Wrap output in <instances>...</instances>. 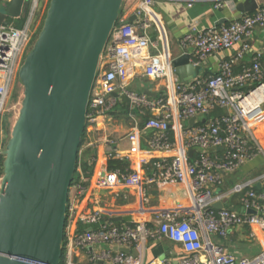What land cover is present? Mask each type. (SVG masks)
I'll return each instance as SVG.
<instances>
[{
	"label": "built area",
	"instance_id": "2783aa9c",
	"mask_svg": "<svg viewBox=\"0 0 264 264\" xmlns=\"http://www.w3.org/2000/svg\"><path fill=\"white\" fill-rule=\"evenodd\" d=\"M129 1L136 5L137 19L133 23L120 19L112 32L90 96L86 127L90 134H99L98 124L113 116L119 105L128 104L127 115L132 122L126 135L129 153L114 157L128 162L130 167L126 171L100 169L96 188L137 190L143 205L147 202L146 188L182 185L186 199L173 208L155 212L157 227H149L144 221L120 223L105 217L132 216L136 211L117 212L99 206L91 211L81 208L91 184L90 178L81 176L69 192L63 264H82L75 260L76 254L99 244L111 248L101 254L91 252V264H264V250L247 258L229 252L219 242L226 241L237 228H258L264 232V174L223 190L226 175L259 154L264 156V50H253L251 44L254 31L264 28V6L217 28L187 34L182 44L193 46L195 66L215 53L238 45L241 49L235 57L221 63L217 74L182 82L174 71V57L164 43L161 22L153 6L159 2H188L193 6L198 0ZM235 1L213 0L216 9L234 6ZM39 3L40 0H28L21 27L13 23L0 26V158L4 157L7 145L3 120L7 101L36 32ZM153 26L158 31L157 43L151 35ZM151 47L156 51L154 54ZM248 54L252 55L250 63L237 73L236 67ZM138 60L144 63V76L165 81L155 97L129 91L133 64ZM192 118L194 125L190 124ZM102 143L107 148L117 144L107 136ZM96 146L97 142L86 141L79 151L80 161L83 150ZM146 153H157L159 157L150 160L144 156ZM95 161L92 158L91 163ZM258 185L260 192L254 189ZM116 194V199L128 197L123 191ZM217 203H223L221 210L213 207ZM249 210L255 213H248ZM82 225L89 228L81 230ZM164 238L178 245L183 254L146 263L142 257L146 244Z\"/></svg>",
	"mask_w": 264,
	"mask_h": 264
},
{
	"label": "water",
	"instance_id": "95a60500",
	"mask_svg": "<svg viewBox=\"0 0 264 264\" xmlns=\"http://www.w3.org/2000/svg\"><path fill=\"white\" fill-rule=\"evenodd\" d=\"M1 1L0 26L18 20L28 3ZM123 1L50 0L42 30L18 73L24 98L3 152L0 264H61L67 202L89 100ZM263 6L257 0H243L236 9L246 15ZM136 19L133 15L129 22ZM172 63L183 82L192 81L202 69L190 54L175 57ZM112 219L133 221V217Z\"/></svg>",
	"mask_w": 264,
	"mask_h": 264
},
{
	"label": "crops",
	"instance_id": "0c3cea01",
	"mask_svg": "<svg viewBox=\"0 0 264 264\" xmlns=\"http://www.w3.org/2000/svg\"><path fill=\"white\" fill-rule=\"evenodd\" d=\"M241 1L243 0H237L235 1L234 6L230 5L219 9L215 8L213 0H198V2L193 4V6H189L188 2H159L153 6V11L158 15L160 19L161 32L163 33L164 43L169 48L173 57L175 58L183 54H190L192 55L193 60L194 48L193 46H183L182 40L184 39V37L195 30L200 32L210 28H217L221 25L227 24L229 21L235 18H240L242 15L237 12L236 6ZM257 1L259 4L264 5V0ZM135 8V4L131 3L129 0H124L122 4L123 16H121L120 19L122 21H129V18L134 15ZM13 24L15 25V23ZM151 35L154 43H157L158 31L155 26H153L151 29ZM251 44L253 50H264V28H257L254 31L253 37L251 39ZM240 49L241 45H238L232 50L213 54L207 60L201 63L200 66L202 69L196 78L206 79L217 74L219 72L221 63L228 58L235 57ZM150 52L154 54L156 51L151 47ZM251 58L252 55H246L238 65L240 69L236 70V72L238 73L243 65L250 63ZM105 64L106 63L104 62L103 67H105ZM133 69L134 71H132L131 78H129L128 88L131 90V87L139 85L140 91H131L143 93L148 92V95H150L151 97H155L156 93H158L164 87L165 81H154L144 76L143 61H135V63L133 64ZM125 107V104L119 105L116 111L113 113V116H111L107 120H102L98 124L100 131L99 134L89 133V135L87 136L86 141L88 143L90 141L97 142V146L91 148L96 150V154L94 156L96 161L93 164L94 166L91 177L87 176L83 170L82 164L87 158L86 155L88 151L91 149L88 148L86 150H83V152L85 153L82 156L76 180H79L81 176H84L91 179V184L88 196L82 202L81 208L84 209V211H91L99 206L109 207L117 212H121L124 209L131 210L132 212L136 211V213L132 216H126L133 217V221L129 223L133 224L136 222L144 221L149 227L154 228L158 226L153 216L155 212L173 208L177 202L181 200L184 201L186 199L185 189L182 185H169L164 188H146V190L144 191V195L147 198V202L143 205H141L139 201L140 192L137 190L117 189L113 191H100L96 188L95 182L97 179V172L100 169L107 167L108 159L110 158V156L112 154L124 156L129 153V145L126 140V135L130 130L132 122L126 114V110L124 109ZM104 136L115 139L117 144L113 148L105 147L102 143V138ZM145 138H147V135L145 136ZM83 148L84 145L82 149ZM109 149H112V151H110ZM143 149L144 151L147 150L146 142L143 143ZM144 156H149L150 160H155L159 157L157 153H146ZM136 161L137 158L135 159V162ZM261 165V160L255 157L240 169H238L236 172L226 175L223 190L232 189L238 183L247 182L255 177L264 174V171L260 172ZM146 170L148 172L149 166H146ZM116 191H123V195H128L127 199H116ZM125 201H127V203H123ZM105 219L110 220L112 218H109V216H107L105 217ZM88 228L89 227L84 225L81 226V230ZM259 235L264 239V232L258 228H237L232 233H230L226 241L219 242L221 244H225L229 252L249 258L259 254L264 250V247L260 248V244L255 243L259 241L260 243H262V245H264V240H262ZM250 243L258 245L260 249L258 253L252 251V248L251 250H247ZM110 248L111 247L108 244L96 245L91 250L87 249L83 250L80 253H77L75 256V260L82 264H91V252L101 254L102 252L110 250ZM182 254L183 253L178 245L164 238L161 241H149L145 246L144 254H142V257L146 263H149L156 258L160 260H169L178 258Z\"/></svg>",
	"mask_w": 264,
	"mask_h": 264
},
{
	"label": "rangeland",
	"instance_id": "374dc122",
	"mask_svg": "<svg viewBox=\"0 0 264 264\" xmlns=\"http://www.w3.org/2000/svg\"><path fill=\"white\" fill-rule=\"evenodd\" d=\"M49 4H50V0H40L39 10L37 12V16L35 19L36 32H35V35L33 37V41H32L31 45L29 46V48L25 54V59L28 56V54L30 53L32 47L34 46V43L38 37V34L42 30L44 20H45V16L47 13V9L49 8ZM20 18H23V14L20 16ZM11 24H12V22H11ZM25 59H24V61H25ZM131 90L140 91L139 85L131 87ZM131 90L129 89V91H131ZM23 98H24V87L21 84L19 78L17 77L15 84H14V87H13L11 94L9 96V99L7 101V109L8 110L5 113L4 118H3L5 126H6V124L8 125V129H6V131H5L6 135H7L6 143H8V141L11 137L13 127L17 121V118L19 117L20 110L22 107ZM257 159L261 160V162H262V165L260 167V172H262V171H264V156H263V154H259L257 156ZM233 201H236V198L233 199ZM123 203H127V201H125ZM260 238L262 240H264L263 237L260 236ZM255 243L260 244V246H261L260 248L264 247V245H262V243H260L259 241L255 242ZM251 245H253V246H251ZM254 245L255 244L250 243L247 250H251V248H252V251H254L255 253H258L260 249H259L258 245H255V246Z\"/></svg>",
	"mask_w": 264,
	"mask_h": 264
},
{
	"label": "trees",
	"instance_id": "16d2710c",
	"mask_svg": "<svg viewBox=\"0 0 264 264\" xmlns=\"http://www.w3.org/2000/svg\"><path fill=\"white\" fill-rule=\"evenodd\" d=\"M121 16H123L122 7H121V11H120V17H119V20H118V22H117L116 25L119 24ZM45 17H46V16H45ZM23 22H24V19H23V18H20V19L14 21V22H12V23H15V25H16L17 27H21V26L23 25ZM263 60H264V59H263ZM238 69H240V67H236V70H238ZM125 105H126V107H125L124 109L126 110V114H128V108H129V107H128V104H125ZM126 114H124V115H126ZM5 129H8V125H7V124H6V126H5ZM7 131H8V130H7ZM88 135H89V132H88L87 127L85 126V131H84V134H83V137H82V141H81L80 149L83 147V145H84V143H85V141H86ZM95 154H96V150H94V149L89 150L88 153H87V155H86L87 158L85 159L84 163L82 164V166H83V170H84L85 174H86L87 176H89V177H91V175H92V171H93V166H94V165L91 163V161H92V158H94ZM114 155H115V154H112V155L110 156V158L108 159V165H107L108 169H110V170H114V171H115V170L126 171L127 169H129L130 164H129L128 162H126V161H124V160L116 159V158L114 157ZM2 158H3V159H2ZM3 161H4V157H1V158H0V177H3V175H4ZM80 164H81V161H80V159H79V157H78V163H77V166H76V172H75V175H74V179H73L72 185L74 184V182H75L76 179H77V174H78V169H79V167H80ZM255 188H256V189H255ZM254 189H255V191H257V192H260V191H261V190H260L258 187H256V186L254 187ZM235 206H236V205H235ZM61 264H63V258H62V260H61Z\"/></svg>",
	"mask_w": 264,
	"mask_h": 264
},
{
	"label": "flooded vegetation",
	"instance_id": "af4514ba",
	"mask_svg": "<svg viewBox=\"0 0 264 264\" xmlns=\"http://www.w3.org/2000/svg\"><path fill=\"white\" fill-rule=\"evenodd\" d=\"M5 1H6V0H2V1H1V4H2V3H5Z\"/></svg>",
	"mask_w": 264,
	"mask_h": 264
},
{
	"label": "bare ground",
	"instance_id": "6f19581e",
	"mask_svg": "<svg viewBox=\"0 0 264 264\" xmlns=\"http://www.w3.org/2000/svg\"><path fill=\"white\" fill-rule=\"evenodd\" d=\"M37 34H38V33H37ZM37 34H36V35H37ZM2 159H3V158H2ZM255 189H256V188H255ZM249 239H250V238H249ZM250 240H251V239H250Z\"/></svg>",
	"mask_w": 264,
	"mask_h": 264
}]
</instances>
